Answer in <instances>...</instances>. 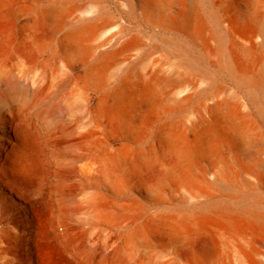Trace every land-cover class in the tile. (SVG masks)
Masks as SVG:
<instances>
[{
    "label": "bare ground",
    "instance_id": "1",
    "mask_svg": "<svg viewBox=\"0 0 264 264\" xmlns=\"http://www.w3.org/2000/svg\"><path fill=\"white\" fill-rule=\"evenodd\" d=\"M0 0V264H264V0Z\"/></svg>",
    "mask_w": 264,
    "mask_h": 264
},
{
    "label": "rangeland",
    "instance_id": "2",
    "mask_svg": "<svg viewBox=\"0 0 264 264\" xmlns=\"http://www.w3.org/2000/svg\"><path fill=\"white\" fill-rule=\"evenodd\" d=\"M104 4H105V7H106V0H104ZM107 6L109 7V9H111L113 12H117V7L114 3L113 0H107Z\"/></svg>",
    "mask_w": 264,
    "mask_h": 264
}]
</instances>
